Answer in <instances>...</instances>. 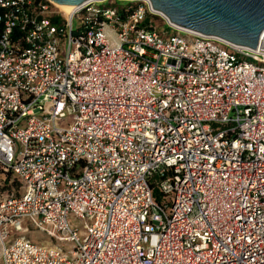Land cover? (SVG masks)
Returning a JSON list of instances; mask_svg holds the SVG:
<instances>
[{
	"label": "built area",
	"instance_id": "2783aa9c",
	"mask_svg": "<svg viewBox=\"0 0 264 264\" xmlns=\"http://www.w3.org/2000/svg\"><path fill=\"white\" fill-rule=\"evenodd\" d=\"M157 14L0 0V264H264V33Z\"/></svg>",
	"mask_w": 264,
	"mask_h": 264
},
{
	"label": "water",
	"instance_id": "95a60500",
	"mask_svg": "<svg viewBox=\"0 0 264 264\" xmlns=\"http://www.w3.org/2000/svg\"><path fill=\"white\" fill-rule=\"evenodd\" d=\"M70 8L91 0H49ZM170 24L256 50L264 32V0H148Z\"/></svg>",
	"mask_w": 264,
	"mask_h": 264
},
{
	"label": "rangeland",
	"instance_id": "374dc122",
	"mask_svg": "<svg viewBox=\"0 0 264 264\" xmlns=\"http://www.w3.org/2000/svg\"><path fill=\"white\" fill-rule=\"evenodd\" d=\"M154 25H155V30L157 32H160V33L167 32L166 28L162 25V23L159 20L155 19L154 20ZM73 26H74V28H76L78 26L77 21L73 22ZM107 39H108V42H109L110 45L113 46L115 44V37L113 35H111V34L107 35ZM15 195L16 194H10L9 196H7L5 193H0V198L14 197ZM69 223L73 227H76L78 229H80V226L82 225V223H78L76 221H73L72 219H70ZM22 226L27 229L22 234V236H24L26 239L30 240L31 242L38 243V244L39 243H42V244H47L48 243V239L45 237V235H43L42 233L36 231L27 222L23 223Z\"/></svg>",
	"mask_w": 264,
	"mask_h": 264
},
{
	"label": "trees",
	"instance_id": "16d2710c",
	"mask_svg": "<svg viewBox=\"0 0 264 264\" xmlns=\"http://www.w3.org/2000/svg\"><path fill=\"white\" fill-rule=\"evenodd\" d=\"M0 193H5L7 196L10 194H16L14 197H7L8 199L16 198L21 195L22 188L16 179L10 175H7L3 183L0 185ZM153 197L154 199L159 197L158 190L156 188L153 189Z\"/></svg>",
	"mask_w": 264,
	"mask_h": 264
},
{
	"label": "bare ground",
	"instance_id": "6f19581e",
	"mask_svg": "<svg viewBox=\"0 0 264 264\" xmlns=\"http://www.w3.org/2000/svg\"><path fill=\"white\" fill-rule=\"evenodd\" d=\"M54 6L58 9V10H60L59 12L60 13H62L63 15H65V16H68L72 11H73V9L75 8V7H73V8H70V7H67V6H63V5H58V4H54ZM159 14V13H158ZM157 14V15H158ZM160 16H162L161 14H159ZM158 15V16H159ZM264 33V32H263Z\"/></svg>",
	"mask_w": 264,
	"mask_h": 264
}]
</instances>
